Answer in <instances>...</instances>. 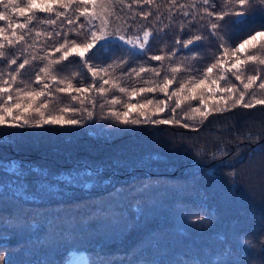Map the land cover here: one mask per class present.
<instances>
[{
    "label": "trees",
    "instance_id": "obj_1",
    "mask_svg": "<svg viewBox=\"0 0 264 264\" xmlns=\"http://www.w3.org/2000/svg\"><path fill=\"white\" fill-rule=\"evenodd\" d=\"M170 2L155 0L153 6L137 9L152 12L147 20L139 17L133 20L132 13L117 9L121 19L114 20L113 26H131L128 35L142 34L145 27L152 28L153 38L147 54L133 56L116 48L92 57V66L99 68L126 59L128 64L115 68L114 74L119 76L130 67H160L161 62L150 57L167 56L175 50L176 55L171 60L163 61L165 70L161 77L168 74L169 64L203 71L221 54V43L231 48L246 38L250 28L264 30L260 27L258 0L249 9L256 15L254 24L233 25L235 17H226L228 24L221 22L217 37L210 34L207 18H170ZM211 2L216 7L210 10H222L223 0ZM6 23L0 21V27ZM181 24L185 25L183 30ZM36 26L38 30L41 27ZM194 35L204 37L196 42L202 44V48L189 50L175 43L177 39L183 42ZM68 38L79 43L83 37L69 33ZM38 43L51 51L62 43V38L41 36ZM6 51L13 56L21 49L8 48ZM38 55L43 52L39 51ZM58 56L59 53L53 52V58ZM42 66L39 60L26 65L19 79L30 82ZM6 67L0 64V68ZM257 67L264 71V66L249 64L246 74H254ZM56 73L58 77L67 76L75 87L91 83V74L79 57H69L58 64ZM190 74L196 73L181 72L178 80ZM149 78L151 74H144L142 79L130 76L121 83L128 88L141 87L146 86L143 80ZM228 80L240 87L233 77L229 76ZM218 83L221 87L227 86L225 81ZM112 95H121L122 101L127 99L117 91L109 93L107 98ZM153 97L164 98L160 93L148 94L145 98ZM217 99L206 97L209 107L214 106ZM69 102L67 96H61L55 106ZM95 102V126H90L92 122L89 121L77 126L75 131L35 130L19 145H0V160L15 158L48 167L53 172L70 169L77 160L105 165L116 158L127 162L106 169L105 177L115 175V180L111 187L98 188L94 192L75 191L55 198L46 197L43 201L37 199L33 203L0 199V254L5 255L9 264H186L192 259L213 264L215 256L223 252L225 246L231 247L233 255L225 257L224 264H264V105L237 106L223 113H213L201 122L184 116L191 108L201 106L199 99L185 101L175 113L181 124L137 126L135 132L108 140L97 136L121 126L111 118L101 119L108 107L105 97L97 96ZM101 104H105L104 109L100 108ZM169 115L166 110L160 117L167 119ZM183 123L191 126L184 128ZM151 156L161 161L156 167L149 163ZM141 157H144L143 164L133 167ZM146 175L151 177L152 187L144 192L132 190L130 178L138 176L136 184L139 187ZM0 178L10 177L0 171ZM36 179L35 175L28 177L29 183ZM116 185H124L126 191L113 197L109 192ZM3 192L0 188V193ZM137 202L143 207L142 212L137 210L141 218L137 228L126 233L125 222L132 218L131 206ZM12 213L38 224L25 223L7 229L6 224L15 222L9 218ZM221 236L225 237L224 241L220 240ZM242 237H247L250 243H244Z\"/></svg>",
    "mask_w": 264,
    "mask_h": 264
},
{
    "label": "snow or ice",
    "instance_id": "obj_2",
    "mask_svg": "<svg viewBox=\"0 0 264 264\" xmlns=\"http://www.w3.org/2000/svg\"><path fill=\"white\" fill-rule=\"evenodd\" d=\"M255 0H223L222 10H210L216 7L211 0H186L178 3L171 0L169 4V17L180 16L192 19L207 18L210 34L218 36L221 22L228 24L226 17H235L233 25L254 24L256 15L250 12ZM259 13L264 29V0H258ZM155 0H0V21H6L4 27H0V64H6V68H0V145H19L24 142L29 132L57 128L59 130H78L77 126L92 122L95 126L96 115L95 97H105L107 109L101 119L111 118L121 127L114 128L103 137L111 140L120 134L135 132L137 126L181 124L176 119L175 113L185 101L199 99L200 107L191 108L184 116L190 120H207L213 113H223L237 106L254 108L264 105V71L261 67L254 69V74H246L248 65L264 66V30L256 31L250 28L246 38H243L234 47H226L224 43L219 45L221 54L215 57V62L209 64L201 71L193 67H184L181 64L167 66V73L161 77L164 71L163 61L171 60L176 51L166 55H153V61H160V67L141 65L130 67L127 71L116 76L115 68L123 67L128 61L121 60L118 64H108L99 68L90 63L92 57L98 53H108L116 48L124 49L133 56L146 55L150 39L153 38L151 27H145L142 34L128 35L131 26H113V21L121 19L117 9L127 10L132 13L134 20L139 17L147 20L152 12L150 10L138 11L144 5L153 6ZM43 14V16H41ZM15 18V19H13ZM159 19V16H157ZM215 21V22H213ZM40 25L38 30L36 25ZM165 27H168L165 25ZM181 30L185 27L180 25ZM45 29H51L46 31ZM69 33L77 37H83L79 43L76 39H69ZM86 33V35H84ZM43 36L45 39L52 36L62 38L53 50L42 47L38 41ZM223 39V37H219ZM31 39V43L29 40ZM202 35H194L181 42L175 41L184 49L195 50L202 48ZM190 46H192L190 48ZM19 47L21 51L9 56L6 49ZM94 50V51H93ZM42 51L43 55H38ZM53 52L59 53L53 58ZM91 53V56L88 54ZM23 57L22 62L17 63ZM69 57H79L91 74V83L86 86L75 87L67 76L58 77L56 66ZM196 57L194 56L193 59ZM42 61L43 66L34 74V79L26 82L19 79L26 65L34 61ZM15 65V67H13ZM181 72L196 73L186 75L178 80ZM144 74H151L152 78L144 79L146 86L128 88L121 81L128 77L142 79ZM233 77L239 82V86L230 83L228 78ZM219 81H225L226 87H221ZM259 81V83H257ZM176 84V87H172ZM22 85V86H20ZM117 91L126 97L122 101L121 95L109 93ZM163 94V99H147L148 94ZM218 97L214 106L209 107L206 97ZM61 96H67L69 103L63 106H55ZM246 96L248 100L246 102ZM140 97L141 99H135ZM174 99V106L172 102ZM141 100L143 102H141ZM105 104L100 108L104 109ZM86 105H90L86 106ZM169 111V118L160 117L161 113ZM184 128L191 125L183 123ZM144 162V157L133 164L138 167ZM161 162L155 156L149 158L152 167ZM120 158L113 159L111 164L105 165L93 163L88 160H77L73 167L59 172H53L48 167H42L31 162L18 159L9 161L0 160V171L10 177L5 180L0 178V199H11L22 203H33L37 199L43 201L46 197L55 198L75 191L94 192L98 188L111 187L115 175L105 177L106 169L126 164ZM37 177L29 183L28 177ZM138 176L130 178L131 188L137 192L147 191L152 187L151 177L145 176L137 187ZM126 191L124 185L115 186L109 195L116 197ZM132 218L125 222L126 233L136 229L141 218L137 210L143 211L140 202L131 206ZM59 211V209H57ZM15 221L5 225L7 229L30 223L26 218L21 219L16 213L10 214ZM37 225V222H31ZM225 240L224 236L220 237ZM233 255L231 247L225 246L223 252L218 253L213 264H224L225 257ZM0 264H9L5 255L0 254ZM186 264H203L199 259L186 261Z\"/></svg>",
    "mask_w": 264,
    "mask_h": 264
},
{
    "label": "clouds",
    "instance_id": "obj_3",
    "mask_svg": "<svg viewBox=\"0 0 264 264\" xmlns=\"http://www.w3.org/2000/svg\"><path fill=\"white\" fill-rule=\"evenodd\" d=\"M242 241L246 244L250 243L247 237H242Z\"/></svg>",
    "mask_w": 264,
    "mask_h": 264
}]
</instances>
